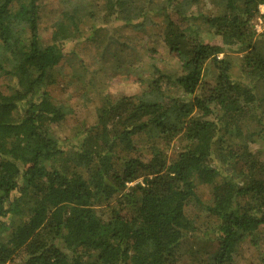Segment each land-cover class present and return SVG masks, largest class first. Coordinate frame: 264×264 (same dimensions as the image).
Listing matches in <instances>:
<instances>
[{
	"label": "trees",
	"instance_id": "trees-1",
	"mask_svg": "<svg viewBox=\"0 0 264 264\" xmlns=\"http://www.w3.org/2000/svg\"><path fill=\"white\" fill-rule=\"evenodd\" d=\"M204 1H161L178 71L152 64L143 90L103 95L89 120L48 88L94 11L84 19L72 2L43 42L39 0H0V76L12 83L0 92V264H177L187 241L199 245L188 264H238L246 241L260 250L264 156L250 143L264 144V0H208L209 13ZM153 3L101 8L144 26ZM197 20L218 40H204ZM230 130L244 142L224 146Z\"/></svg>",
	"mask_w": 264,
	"mask_h": 264
},
{
	"label": "rangeland",
	"instance_id": "rangeland-1",
	"mask_svg": "<svg viewBox=\"0 0 264 264\" xmlns=\"http://www.w3.org/2000/svg\"><path fill=\"white\" fill-rule=\"evenodd\" d=\"M150 12V19L146 25L136 26V22H126L121 19L106 20L103 15L102 5L104 0H39L40 4V24L39 36L43 42L51 39L54 31V23L61 17L62 11L75 2L73 8H80V16L86 18L88 12L94 11L91 20L85 21L84 32L78 43L65 44L64 51L66 59L60 65V70L53 75L55 82L49 86V91L54 98L64 101L68 105H72L79 113V116L86 119H92L95 115V108L100 105V99L105 94L113 96L133 95L143 90L147 86L144 83L151 79L154 75L152 64H157L167 71H178L177 60L169 56V51L163 42L161 34L162 25L164 24L163 14H159V4L163 0H153ZM206 1V2H205ZM200 5V11L204 13L212 12L213 4L205 0ZM79 4L81 6L80 7ZM17 6V3L14 4ZM260 10L264 12V5L260 6ZM193 13L198 14L197 8L194 6ZM142 20V19H140ZM198 27V31L204 40H218V37L209 32L203 22L197 20L193 22ZM93 25L95 30H91ZM258 33L264 32V21L258 17L255 23ZM154 48L156 52H152ZM124 50L123 53L121 51ZM74 52V53H72ZM77 53V55H76ZM230 58L239 63V54L237 52H229ZM224 53L220 54L223 57ZM125 59L126 61H124ZM123 63L120 68H114L118 62ZM126 66L125 65V63ZM129 68V69H128ZM85 70V71H83ZM214 72V70H213ZM213 72L209 71L208 77L213 81ZM238 74L239 70H235ZM143 81H139V78ZM11 82L7 77L0 76V92H10ZM251 112L258 113L260 108L257 104L252 106ZM82 118H79L80 120ZM71 120H77L71 118ZM70 123H73V121ZM56 127V125H55ZM54 127V128H55ZM61 135H65L67 127L62 131V126L58 127ZM255 128V125H252ZM246 134L238 135L232 130L226 134L224 146H234L242 144ZM174 147L184 146L185 142L177 139ZM251 150L258 156H264V144L261 140L250 143ZM169 152L173 155L174 150ZM134 183H130L132 185ZM199 193L205 198L208 197L209 188L202 186ZM202 196V197H203ZM197 212L195 206H190L188 212ZM199 245L193 241H187L177 248L180 255H184L177 264H188L191 258L190 251L197 249ZM258 246L246 241L242 245L240 253L237 255L238 264H264L261 258L264 253V234L263 240ZM188 254L186 255V253ZM194 253V252H193Z\"/></svg>",
	"mask_w": 264,
	"mask_h": 264
}]
</instances>
